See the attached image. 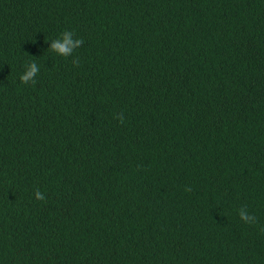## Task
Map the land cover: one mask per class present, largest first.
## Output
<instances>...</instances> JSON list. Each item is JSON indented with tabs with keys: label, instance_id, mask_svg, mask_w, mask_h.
Masks as SVG:
<instances>
[{
	"label": "trees",
	"instance_id": "16d2710c",
	"mask_svg": "<svg viewBox=\"0 0 264 264\" xmlns=\"http://www.w3.org/2000/svg\"><path fill=\"white\" fill-rule=\"evenodd\" d=\"M0 264H264V0H0Z\"/></svg>",
	"mask_w": 264,
	"mask_h": 264
},
{
	"label": "clouds",
	"instance_id": "9594fccd",
	"mask_svg": "<svg viewBox=\"0 0 264 264\" xmlns=\"http://www.w3.org/2000/svg\"><path fill=\"white\" fill-rule=\"evenodd\" d=\"M74 33L71 31H64L62 33L63 42L61 43L59 39L53 40L51 50L57 53L60 56L67 57L72 53L73 48H79L81 45H83L84 41L82 39H77L75 44L72 43L70 37L73 36ZM73 64H78V60H73ZM29 70L22 74L20 77V80L24 84H28V81L37 74L40 69L38 65L33 62L28 66ZM36 83L35 80L32 81V84L34 85ZM122 119V118H121ZM35 196L39 200H44L45 197L40 191H36ZM240 218L245 221L246 223H251L255 221V217L249 215L247 212L244 211V209H240L239 211Z\"/></svg>",
	"mask_w": 264,
	"mask_h": 264
}]
</instances>
